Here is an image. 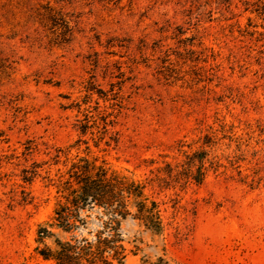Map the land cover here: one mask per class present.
<instances>
[{"label": "rangeland", "instance_id": "obj_1", "mask_svg": "<svg viewBox=\"0 0 264 264\" xmlns=\"http://www.w3.org/2000/svg\"><path fill=\"white\" fill-rule=\"evenodd\" d=\"M48 1L0 0V264L106 221L53 224L79 156L157 203L160 227L131 207L110 229L122 264H264V0Z\"/></svg>", "mask_w": 264, "mask_h": 264}, {"label": "trees", "instance_id": "obj_2", "mask_svg": "<svg viewBox=\"0 0 264 264\" xmlns=\"http://www.w3.org/2000/svg\"><path fill=\"white\" fill-rule=\"evenodd\" d=\"M93 1L96 0H86V3ZM54 2V5H50L48 1L45 6L47 8H44L39 16L49 21L65 19L67 7L73 11L85 0ZM98 3L108 9L114 4L113 0H100ZM65 172L66 177L59 181L64 190L63 202L61 208L53 211L55 227L65 233L77 229L76 223L82 221L77 211L83 205L98 206L103 210L114 208V210L110 211L109 215L104 213L106 221L100 220V227L87 231L90 233H86L85 237L83 231H79L80 237L70 235L65 241L57 239L53 251L49 249L39 251L43 258L51 259L55 264H112L114 261L122 264L126 257L124 240L119 233L114 231L112 233L110 229L113 230L115 225L117 226L120 218L125 217L131 207L135 209L136 218L145 227H149L152 222H156V226L160 227L161 217L156 201L144 194V186L131 173L122 171L119 173L106 163L97 164L95 159L91 160L86 156L72 160ZM86 218H89V221ZM98 218L86 213L85 225ZM149 264H165V262L159 257Z\"/></svg>", "mask_w": 264, "mask_h": 264}]
</instances>
